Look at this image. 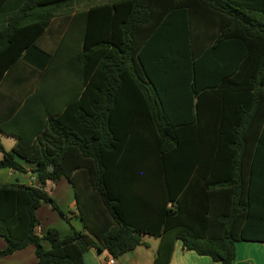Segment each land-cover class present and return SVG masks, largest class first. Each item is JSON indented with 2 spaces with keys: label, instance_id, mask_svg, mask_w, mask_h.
<instances>
[{
  "label": "trees",
  "instance_id": "trees-1",
  "mask_svg": "<svg viewBox=\"0 0 264 264\" xmlns=\"http://www.w3.org/2000/svg\"><path fill=\"white\" fill-rule=\"evenodd\" d=\"M70 1L20 0L8 13L0 26V82L21 56L43 69L52 63L54 54L37 39ZM77 17L82 45L68 62L81 90L57 114L43 110L31 120L17 111L0 122L17 139L11 150L0 143V169L24 171L18 155L36 163L39 182L0 184V257L32 244L36 264H83L89 247L118 258L148 234L159 237L153 264H168L176 241L234 264L235 241H264V212L251 194L253 172L244 179L241 141L223 138L241 125H220L217 139H201L211 127L194 119L212 101L221 113L235 104L239 111L227 107L233 119L264 102V0H107ZM218 53L227 71L216 80L210 70ZM246 70L248 81L240 82ZM130 100L136 109L114 105ZM202 159L213 167L208 177L197 170ZM62 176L75 188L87 231L61 236L51 227L39 235L42 201L67 217L45 189Z\"/></svg>",
  "mask_w": 264,
  "mask_h": 264
},
{
  "label": "crops",
  "instance_id": "crops-1",
  "mask_svg": "<svg viewBox=\"0 0 264 264\" xmlns=\"http://www.w3.org/2000/svg\"><path fill=\"white\" fill-rule=\"evenodd\" d=\"M80 0H71L67 5H64L54 12L49 25L39 35L37 44L54 54L52 63L43 69L37 62H33L21 56L15 60L5 72L3 79L0 82V122L11 119L17 112L21 111L27 114L26 117L31 120L42 116L43 110H48L52 113H59L67 102L75 97L76 93L82 88L78 74L74 71L73 66L68 62L69 57L75 49H79L82 45L80 39L79 28L82 27L77 14L84 11L91 5L103 3L107 0L88 4L80 9H73L72 2ZM20 0H3L0 3V26L5 22L8 13L11 12ZM160 42L161 39H160ZM162 44V43H161ZM161 44L157 46H161ZM152 45H155L153 43ZM224 59H231L230 54H223ZM212 62L215 64L210 70L213 78H220L227 70H221V53L213 56ZM248 72L240 76V82L248 81ZM159 79H164V72L158 74ZM131 91V89H129ZM115 107H128L129 110H134L138 107L136 101L119 103L116 102ZM204 107V108H203ZM219 102L212 101L208 106V111L205 104H202V113L199 119H194V125L201 126L209 125V131H203L201 139L214 140L218 138V128L220 125L234 124L239 122L241 125L239 132H230L223 135V138H238L241 141L240 152L242 161V171L244 179H248L249 174L253 172L252 182L250 181L251 194L254 196V204L262 208L264 212V102L259 106L258 110H249L248 105L244 108L245 111L238 112L237 119H233L230 115V108L239 111L235 104H227L223 113L219 111ZM194 112H197L195 106ZM131 115H126L127 119ZM239 116V118H238ZM237 120V121H236ZM207 132V133H206ZM0 134L5 137L6 144L1 145L11 150L16 142V137L5 134L0 131ZM1 157V152H0ZM205 157V156H204ZM210 156V160H211ZM16 159L24 166V171L13 170L10 168L0 169V184H26L39 185L38 179L34 172L36 167L35 162L26 161L16 155ZM211 164V161H210ZM212 165L208 168L203 167V159L199 162L197 170L206 173L208 177L212 171ZM75 169L73 179L78 186V195L83 194L84 181ZM45 189L52 199L57 204L58 208L63 213H71L67 217L60 215L55 209L51 208L48 202L42 201L36 209L35 214L39 225L36 231L43 235L48 228H56L60 235L72 233L74 230L84 231L83 220L79 215L77 208V200L75 197V188L73 184L65 177H60L56 182H47ZM81 198L78 205L81 206ZM83 206V204H82ZM264 223V213L262 214ZM91 225V223H88ZM148 235V234H143ZM144 244L135 247L123 253L116 258L119 264H153L159 244V237L155 240L143 238ZM42 245L45 248L50 247V243L43 239ZM6 241L0 236V249H3ZM106 256L105 251H99L93 247H89L83 253V264H102ZM234 264H264V241L254 240H237L235 241V258ZM37 257L35 247L32 244L21 249L0 257V264H36ZM168 264H219L211 260L207 256H200L192 251L182 248L181 243L176 241L170 261Z\"/></svg>",
  "mask_w": 264,
  "mask_h": 264
},
{
  "label": "rangeland",
  "instance_id": "rangeland-1",
  "mask_svg": "<svg viewBox=\"0 0 264 264\" xmlns=\"http://www.w3.org/2000/svg\"><path fill=\"white\" fill-rule=\"evenodd\" d=\"M100 1H102V0H80V1H74V2H72L71 7L73 9H80V8L85 7L88 4H92V3L100 2ZM0 143H3L5 145H7L5 137L3 135H1V134H0ZM67 213H68V216L71 214L69 212H67ZM145 237L149 238L150 240H155V238H156L153 235H144L143 238H145Z\"/></svg>",
  "mask_w": 264,
  "mask_h": 264
},
{
  "label": "built area",
  "instance_id": "built-area-1",
  "mask_svg": "<svg viewBox=\"0 0 264 264\" xmlns=\"http://www.w3.org/2000/svg\"><path fill=\"white\" fill-rule=\"evenodd\" d=\"M102 264H119V263L115 257H108V258L104 259Z\"/></svg>",
  "mask_w": 264,
  "mask_h": 264
},
{
  "label": "water",
  "instance_id": "water-1",
  "mask_svg": "<svg viewBox=\"0 0 264 264\" xmlns=\"http://www.w3.org/2000/svg\"><path fill=\"white\" fill-rule=\"evenodd\" d=\"M48 169H49V170H52V166H48ZM39 235H40V233H39Z\"/></svg>",
  "mask_w": 264,
  "mask_h": 264
}]
</instances>
